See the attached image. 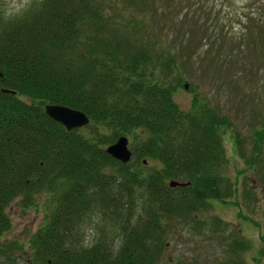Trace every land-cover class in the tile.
<instances>
[{"label":"trees","instance_id":"obj_1","mask_svg":"<svg viewBox=\"0 0 264 264\" xmlns=\"http://www.w3.org/2000/svg\"><path fill=\"white\" fill-rule=\"evenodd\" d=\"M132 26L106 0H39L17 15L0 6V264L24 253L23 242L5 239L15 200L27 207L51 194L26 264H156L173 218H193L237 191L224 173L231 120L200 98L181 108L155 72L154 42ZM48 103L82 110L90 123L68 130ZM256 134L253 160L264 129ZM123 135L128 163L107 151ZM235 246L234 254L249 248ZM218 264L248 263L236 254Z\"/></svg>","mask_w":264,"mask_h":264},{"label":"rangeland","instance_id":"obj_2","mask_svg":"<svg viewBox=\"0 0 264 264\" xmlns=\"http://www.w3.org/2000/svg\"><path fill=\"white\" fill-rule=\"evenodd\" d=\"M38 1L0 0V6L17 15ZM106 5L154 42L155 72L175 87L181 108L191 109L200 98L232 122L224 136L229 160L224 173L237 191L227 203L212 200V207L193 218H173L156 264H218L236 254L248 264H264V143L253 160L256 130L264 129V0H106ZM237 134L248 160L239 153ZM7 211L13 227L5 239L25 244L18 264H26L32 235L52 211L51 194L38 195L27 207L15 200ZM95 235L94 228L87 230L88 241ZM239 240L249 248L234 254Z\"/></svg>","mask_w":264,"mask_h":264},{"label":"water","instance_id":"obj_3","mask_svg":"<svg viewBox=\"0 0 264 264\" xmlns=\"http://www.w3.org/2000/svg\"><path fill=\"white\" fill-rule=\"evenodd\" d=\"M0 76H3V73L1 71H0ZM185 88H188V84L185 85ZM2 91L13 94L17 93V91L7 88H2ZM45 111L51 118L60 122L68 130L81 128L87 126L90 123V117L85 112L67 105L48 103L45 106ZM107 151L114 158L124 163L130 162L133 158V151L130 147L129 138L128 136L125 135L120 136L114 143L109 145L107 147ZM189 184L190 182H180V181H172L170 183L172 187L187 186Z\"/></svg>","mask_w":264,"mask_h":264}]
</instances>
